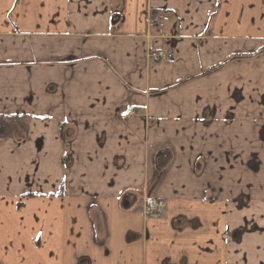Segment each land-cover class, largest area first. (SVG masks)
Masks as SVG:
<instances>
[{"label": "crops", "instance_id": "1", "mask_svg": "<svg viewBox=\"0 0 264 264\" xmlns=\"http://www.w3.org/2000/svg\"><path fill=\"white\" fill-rule=\"evenodd\" d=\"M13 115L0 264H264V0H0Z\"/></svg>", "mask_w": 264, "mask_h": 264}, {"label": "trees", "instance_id": "2", "mask_svg": "<svg viewBox=\"0 0 264 264\" xmlns=\"http://www.w3.org/2000/svg\"><path fill=\"white\" fill-rule=\"evenodd\" d=\"M29 120L26 115L0 116V139L26 136Z\"/></svg>", "mask_w": 264, "mask_h": 264}, {"label": "built area", "instance_id": "3", "mask_svg": "<svg viewBox=\"0 0 264 264\" xmlns=\"http://www.w3.org/2000/svg\"><path fill=\"white\" fill-rule=\"evenodd\" d=\"M166 21H168V18L166 17H157V18L152 19L153 24H157L160 27H163V22H166ZM151 57L157 60L158 62H166L168 59L167 54L164 52L154 53L151 55ZM135 115H136V110L134 108H131L126 113L121 114V117L126 119V118H132Z\"/></svg>", "mask_w": 264, "mask_h": 264}, {"label": "water", "instance_id": "4", "mask_svg": "<svg viewBox=\"0 0 264 264\" xmlns=\"http://www.w3.org/2000/svg\"><path fill=\"white\" fill-rule=\"evenodd\" d=\"M160 155H163V154L160 153L158 156H160Z\"/></svg>", "mask_w": 264, "mask_h": 264}, {"label": "flooded vegetation", "instance_id": "5", "mask_svg": "<svg viewBox=\"0 0 264 264\" xmlns=\"http://www.w3.org/2000/svg\"><path fill=\"white\" fill-rule=\"evenodd\" d=\"M147 215H150V214L147 213Z\"/></svg>", "mask_w": 264, "mask_h": 264}, {"label": "rangeland", "instance_id": "6", "mask_svg": "<svg viewBox=\"0 0 264 264\" xmlns=\"http://www.w3.org/2000/svg\"><path fill=\"white\" fill-rule=\"evenodd\" d=\"M147 215V214H146ZM148 216V215H147Z\"/></svg>", "mask_w": 264, "mask_h": 264}]
</instances>
